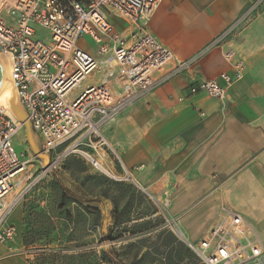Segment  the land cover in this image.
I'll return each instance as SVG.
<instances>
[{
  "label": "built area",
  "instance_id": "1",
  "mask_svg": "<svg viewBox=\"0 0 264 264\" xmlns=\"http://www.w3.org/2000/svg\"><path fill=\"white\" fill-rule=\"evenodd\" d=\"M161 2L0 0L1 53L9 59L12 88L40 140L41 153L52 159L49 167L76 157L112 182L135 186L132 171L122 165L102 131L130 103L185 73L198 57L175 60L147 31ZM263 6L264 0H254L224 35L251 20ZM112 17L127 24L126 34L114 29ZM37 29L45 38H37ZM84 37L95 44L94 55L78 47ZM223 56L230 62V73L190 85L186 97L204 94L221 100L243 78V64L233 60L231 51ZM115 67L121 68L124 80L119 90H114L109 80ZM94 73L100 76L98 81L72 95L80 82ZM20 128L18 120L0 108L1 245L16 234L15 226L6 222L12 207L7 197L17 184L31 177V160L13 145ZM178 234L201 264H264L262 240L240 215L225 207H220L196 242Z\"/></svg>",
  "mask_w": 264,
  "mask_h": 264
},
{
  "label": "crops",
  "instance_id": "2",
  "mask_svg": "<svg viewBox=\"0 0 264 264\" xmlns=\"http://www.w3.org/2000/svg\"><path fill=\"white\" fill-rule=\"evenodd\" d=\"M253 1L162 0L147 31L175 60L198 57L185 73L130 103L102 131L132 171L135 187L168 200L169 221L191 243L220 207L240 215L257 237L264 232V6L224 35ZM110 21L121 34L129 30L122 20ZM83 39L78 47L94 55ZM227 51L243 64V78L221 100L186 97L190 85L230 73ZM7 251L0 245V264H30L21 250Z\"/></svg>",
  "mask_w": 264,
  "mask_h": 264
},
{
  "label": "rangeland",
  "instance_id": "3",
  "mask_svg": "<svg viewBox=\"0 0 264 264\" xmlns=\"http://www.w3.org/2000/svg\"><path fill=\"white\" fill-rule=\"evenodd\" d=\"M40 33L37 29V38H45ZM82 43L88 50L96 49L88 38ZM112 72L111 86L119 90L124 85L122 70L115 67ZM99 78L96 73L86 77L72 95ZM18 122L21 128L13 145L31 160V177L7 197L15 203L6 222L16 229L14 239L3 244L8 255L21 250L30 264H106L100 255L112 251L124 264H198L166 215L168 200L152 199L130 183L112 182L79 158L51 168L47 156L45 166L32 151L24 124ZM32 140L43 155L34 133ZM260 238L264 243V232Z\"/></svg>",
  "mask_w": 264,
  "mask_h": 264
},
{
  "label": "bare ground",
  "instance_id": "4",
  "mask_svg": "<svg viewBox=\"0 0 264 264\" xmlns=\"http://www.w3.org/2000/svg\"><path fill=\"white\" fill-rule=\"evenodd\" d=\"M0 59L4 63L5 69H6V76H5V82L2 89V92L0 93V108L4 110V112L12 117L13 119L17 120V115L15 111L13 110V106H19L18 101L15 97L14 90L12 88L10 77H9V59L4 54L0 53ZM22 186L21 184H17V190H21ZM10 206H12L15 201L8 202ZM7 203V204H8Z\"/></svg>",
  "mask_w": 264,
  "mask_h": 264
},
{
  "label": "water",
  "instance_id": "5",
  "mask_svg": "<svg viewBox=\"0 0 264 264\" xmlns=\"http://www.w3.org/2000/svg\"><path fill=\"white\" fill-rule=\"evenodd\" d=\"M0 53H1V47H0ZM5 76H6V69H5L4 63L0 59V93L2 92V89L4 86ZM13 110L15 111V113L17 115V120L24 124L25 135H26L27 141H28L32 151L34 152L35 155L39 156L42 160H44V163H47V156L41 155L33 143V140H32L33 132L30 128V125L27 122L26 114L23 112V110L20 108V106L14 105ZM48 165L49 164L47 163L45 166H48Z\"/></svg>",
  "mask_w": 264,
  "mask_h": 264
},
{
  "label": "trees",
  "instance_id": "6",
  "mask_svg": "<svg viewBox=\"0 0 264 264\" xmlns=\"http://www.w3.org/2000/svg\"><path fill=\"white\" fill-rule=\"evenodd\" d=\"M72 158V157H71ZM76 158V157H74ZM117 184H124V183H117ZM62 201L64 202V198H62ZM183 243V242H181ZM184 244V243H183ZM184 246L187 248V246L184 244ZM187 250L191 252L188 248ZM192 253V252H191ZM193 254V253H192ZM194 255V254H193ZM195 256V255H194ZM196 257V256H195ZM101 261L106 264H124L122 261H120L117 256L112 251H103L100 255ZM197 259V257H196ZM198 260V259H197ZM198 264H201L198 260Z\"/></svg>",
  "mask_w": 264,
  "mask_h": 264
}]
</instances>
